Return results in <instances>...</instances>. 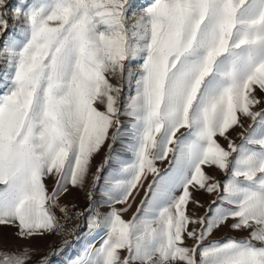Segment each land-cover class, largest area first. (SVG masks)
<instances>
[{"label":"snow or ice","instance_id":"6c2138e0","mask_svg":"<svg viewBox=\"0 0 264 264\" xmlns=\"http://www.w3.org/2000/svg\"><path fill=\"white\" fill-rule=\"evenodd\" d=\"M3 37L0 225L26 241L63 233L58 198L85 186L106 145L89 207L75 213L102 243L68 264H264V0H0ZM125 138L130 156L102 176ZM200 191L214 199L189 214ZM224 226L248 236L205 243ZM33 255L0 247V264Z\"/></svg>","mask_w":264,"mask_h":264},{"label":"crops","instance_id":"0c3cea01","mask_svg":"<svg viewBox=\"0 0 264 264\" xmlns=\"http://www.w3.org/2000/svg\"><path fill=\"white\" fill-rule=\"evenodd\" d=\"M106 147L104 146L100 152L94 155L92 160V165L89 172V179L88 182L85 184L83 188H73L71 185L68 186V191L66 193H61V195L58 198L59 204H65V205H75L76 207H80L82 209H87L89 207L88 203V192L92 189L91 184V178L96 172V168L100 166V162L102 159V156L104 154ZM124 151H126L124 149ZM122 156H126L124 154H121ZM121 157V156H120ZM127 157V156H126ZM119 156H114L113 160L110 161L109 164V172L111 169L116 168V159H118ZM125 158V157H122ZM46 187L49 192L52 191V189L55 187V177L54 176H47L44 180ZM101 185H103V179H101ZM99 194V193H98ZM101 200V194L98 196L97 201ZM104 207V206H103ZM103 207H99V210L101 212H106ZM57 208L55 212L58 210ZM86 216L85 214L84 220H82V226L83 231L77 238L76 242L73 243H63L61 245L56 246L53 250L45 251V246L48 241V235H45L43 237H37L35 239L26 241L21 240L17 237L16 232L17 228L14 226L9 225H0V247H2L5 250H10L12 247L16 246L18 248H23L25 246L30 247L33 249L34 255L32 258V261L30 264H36L37 261H39L42 257L47 256L49 253L54 252L58 249L63 248L62 251L59 252L58 255H52L49 257V264H68V261L70 259L75 258L79 252L81 251L82 247L86 242L93 243L96 247H99L100 243H102V239L104 234L102 232L95 234L94 236L86 237L84 233L86 232Z\"/></svg>","mask_w":264,"mask_h":264},{"label":"rangeland","instance_id":"374dc122","mask_svg":"<svg viewBox=\"0 0 264 264\" xmlns=\"http://www.w3.org/2000/svg\"><path fill=\"white\" fill-rule=\"evenodd\" d=\"M9 2H10L11 5H15L17 3V0H9ZM149 2H150V0H136V3L138 5H146ZM14 23L15 22H10L9 35L14 30L13 29V24ZM0 39H7V37H3V38H0ZM3 65H4V62L3 61H0V68H2ZM133 67L135 68V65H133ZM112 82L115 83L116 81L115 80H112ZM128 95H129V87H128L127 84H125V86H124V96H125V98ZM96 106L100 110H103V105L102 104L97 103ZM261 107H264V105H261ZM256 110H259V108H257ZM121 121H122V123L124 125V130L126 131L128 129V127H129V118L128 117H121ZM243 123H244V127L246 128L248 126V124L251 123V121L250 120H244ZM241 131H243V129H241V128H236L235 130H230L229 136H230V138L235 143H239V133ZM218 140H219V142L222 145H224L226 147V144H227L226 141H224L222 138H218ZM105 147H106V149H105L104 154L102 156V159H101V162H100L101 164L104 163L105 156L108 153L107 146L105 145ZM124 149L126 151H124ZM121 154H124L127 157L130 156V153L127 151V148H126V138L123 139V140H121V141H118L116 143L115 149H114V152H113L112 155H113V158H114V156H119V158H122V157H125L126 158V156H122ZM110 163L111 162H109L107 165H105V170L102 173V176H106V174H108L109 164ZM166 165H167V162L166 161L165 162H159V161L157 162V166L159 168H161V169H164L166 167ZM205 171L209 175L214 176L217 180L223 181L225 179V174L222 173L221 171H219L218 169H215V168H207L206 167L205 168ZM150 179H151V177H149V180ZM100 184H101V182H100ZM100 194L101 193H100L99 189H97L95 191V199L96 200L98 199V196H100ZM142 195H143V193H141V196ZM194 197H195L196 200H198L200 202L201 205H203V207L196 208L195 205L190 204L188 206L189 214L195 213V215H197V216L203 215L205 209L211 203L212 199H214V195H210V194H208L206 192L200 191V192L194 193ZM139 199H140V197L137 198V201H136L137 204L139 203ZM88 203H89V200H88ZM74 207L76 208V210H78V212H83L84 211V209H82L80 207H76L75 205H74ZM103 209L106 211L107 210V206L105 205L103 207ZM133 211H135V205L133 206V209L130 210V212L128 214H126L125 219L130 218ZM85 214H87V213H85ZM80 220H81V223H82V220H84V217H80ZM229 223H231V221H229ZM247 236H248V232H246V231H233L229 227L224 226V227H221L220 229L214 231L213 234L208 239L205 240V243L207 244V243H209L212 240H223V239L228 238V237H233V238H236V239H242V238L247 237ZM49 243L50 242H49V238H48L47 244H46L45 249H44L45 251H47V250L50 251V250H53L54 249V248H50L49 247ZM187 243H188L189 246H191L194 242L191 241V240H189V241H187ZM14 247H16V246H14ZM14 247H12L10 250H13ZM19 249H21V248H19Z\"/></svg>","mask_w":264,"mask_h":264},{"label":"built area","instance_id":"2783aa9c","mask_svg":"<svg viewBox=\"0 0 264 264\" xmlns=\"http://www.w3.org/2000/svg\"><path fill=\"white\" fill-rule=\"evenodd\" d=\"M61 206L66 207L68 210V214L71 217L68 220H64L63 213L59 211V209L55 212L57 217L60 219V222L64 225L65 231L63 233H52L49 235V247L55 248L58 245L63 243H75L81 232L83 231V226L80 220V217L75 215L78 210L69 204H61ZM15 250H19V248L14 247Z\"/></svg>","mask_w":264,"mask_h":264}]
</instances>
